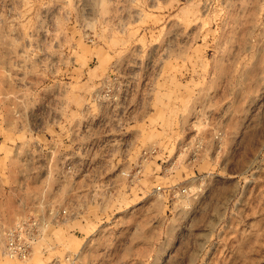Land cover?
<instances>
[{"label": "rangeland", "instance_id": "374dc122", "mask_svg": "<svg viewBox=\"0 0 264 264\" xmlns=\"http://www.w3.org/2000/svg\"><path fill=\"white\" fill-rule=\"evenodd\" d=\"M0 264H264V0H0Z\"/></svg>", "mask_w": 264, "mask_h": 264}, {"label": "built area", "instance_id": "2783aa9c", "mask_svg": "<svg viewBox=\"0 0 264 264\" xmlns=\"http://www.w3.org/2000/svg\"><path fill=\"white\" fill-rule=\"evenodd\" d=\"M36 223L33 221L22 220L10 228L5 237L4 251L7 255L25 258L29 252L36 234L33 228Z\"/></svg>", "mask_w": 264, "mask_h": 264}]
</instances>
